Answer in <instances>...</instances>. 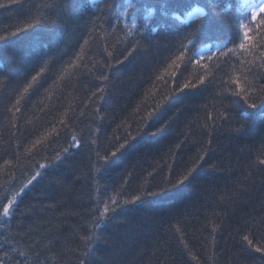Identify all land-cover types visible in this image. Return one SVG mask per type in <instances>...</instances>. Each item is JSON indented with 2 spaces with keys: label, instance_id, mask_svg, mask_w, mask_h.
Here are the masks:
<instances>
[{
  "label": "trees",
  "instance_id": "trees-1",
  "mask_svg": "<svg viewBox=\"0 0 264 264\" xmlns=\"http://www.w3.org/2000/svg\"><path fill=\"white\" fill-rule=\"evenodd\" d=\"M82 2L0 0V262L264 264V0Z\"/></svg>",
  "mask_w": 264,
  "mask_h": 264
},
{
  "label": "snow or ice",
  "instance_id": "snow-or-ice-1",
  "mask_svg": "<svg viewBox=\"0 0 264 264\" xmlns=\"http://www.w3.org/2000/svg\"><path fill=\"white\" fill-rule=\"evenodd\" d=\"M67 3L73 9H75L77 7L87 8V6H88L87 3L82 2V0H67ZM213 3L219 5L221 3V0H213ZM129 6L131 7V5H129ZM261 11H264V9H261ZM202 13H203V9L200 7H196L193 9L191 14L192 15H198V14H202ZM124 14H126V11ZM148 18H150V17H145V19H148ZM253 18L255 19V15H253ZM205 24L207 26V29L209 31H211L215 27L216 19L214 17H212V18L205 17ZM29 27H31V25H26L24 29H17V32L27 31V29ZM201 27H204V25H202ZM260 27L264 28V21H261ZM248 31L250 32L251 29H249ZM15 34L16 33H13V35H15ZM244 38L246 41H249V42H251L253 39L251 36L248 35L247 32L244 34ZM0 39H4V37H0ZM261 39H264V37H261ZM85 43H87V42H85ZM189 43H192V41H189ZM240 47L241 48H247V45L245 43H241ZM183 56H184L183 50H180L179 55L176 57V60L183 59ZM192 58L193 57H189V62L191 61ZM176 60H173L174 64L176 63ZM37 75H39V73ZM32 80L35 81L36 76H33ZM236 84L240 85V81L236 80ZM192 86L194 87V85H192ZM30 87H32L31 83H29L28 86L24 88V92H27ZM185 87H189V85H185ZM93 95H95V93H93ZM235 96L237 98V102L243 106V111L245 113L244 119L246 121L251 122L255 119H260V120L264 121V102H262L260 105H257L256 103H249L250 96L247 94V92L245 91V89L243 87H241L239 92L235 93ZM17 102H19V101H17ZM73 139H74V142H76L75 138H73ZM37 143H39V141H37ZM122 148H124L123 144L120 145V148L117 149V151H119ZM112 155L115 156L116 153H112ZM39 175H40V173H36V176H39ZM190 175H191V172H188L187 174H185L183 176L182 179H178L175 184L171 185V187L176 188L179 185L183 184L185 181H187L189 179ZM36 176H33L32 179L34 180L36 178ZM31 182L32 181L30 180L29 184ZM23 191H24V189L21 188L20 193H22ZM161 191L162 192L166 191V189H162ZM20 193H17L16 196H19ZM153 194L155 195L156 193H153ZM139 199H141L139 196L133 197V200L131 201V203H135ZM113 203L115 204V201H113ZM14 204H15V197H13L11 199H6V202L0 203V210H2V211H0V216H3V217L11 216ZM108 211H109V208L107 205H105L104 212L107 213ZM243 239H244V241L247 242L248 245L253 246L255 251L264 253V241H262L261 244H259V245H254L253 241L251 239H249V237L247 235H245L243 237ZM0 264H2V262H0Z\"/></svg>",
  "mask_w": 264,
  "mask_h": 264
},
{
  "label": "rangeland",
  "instance_id": "rangeland-1",
  "mask_svg": "<svg viewBox=\"0 0 264 264\" xmlns=\"http://www.w3.org/2000/svg\"><path fill=\"white\" fill-rule=\"evenodd\" d=\"M264 6V5H263ZM262 6H260V5H255V6H250V8L251 9H247V11L246 12H248V13H246V16H248V15H251V16H253V15H255V16H257V15H259V14H261V13H263L264 11H262V12H259L261 9ZM242 27H243V31H245V29H247L246 28V26H245V23L243 22V24H242ZM13 197H15V196H13ZM12 197V198H13ZM15 202H16V197H15ZM0 211H2V210H0ZM1 217V216H0Z\"/></svg>",
  "mask_w": 264,
  "mask_h": 264
},
{
  "label": "bare ground",
  "instance_id": "bare-ground-1",
  "mask_svg": "<svg viewBox=\"0 0 264 264\" xmlns=\"http://www.w3.org/2000/svg\"><path fill=\"white\" fill-rule=\"evenodd\" d=\"M193 17V16H192ZM184 19H186V17L185 16H183V18H181V21L184 23L186 20H184Z\"/></svg>",
  "mask_w": 264,
  "mask_h": 264
}]
</instances>
